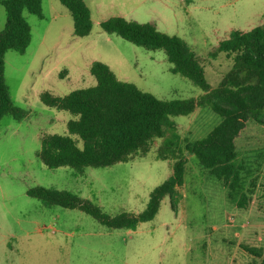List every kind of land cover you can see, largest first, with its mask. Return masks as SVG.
Here are the masks:
<instances>
[{
  "label": "rangeland",
  "instance_id": "1",
  "mask_svg": "<svg viewBox=\"0 0 264 264\" xmlns=\"http://www.w3.org/2000/svg\"><path fill=\"white\" fill-rule=\"evenodd\" d=\"M93 29L76 37L73 19L60 0H42L43 18L24 13L32 30L24 54L5 56V79L15 105L27 115L0 122V264H260L244 248L264 253V127L250 121L236 140L241 190L246 208L229 198L225 184L186 153L184 185L174 200L166 197L154 220L136 230H111L74 209L45 206L30 198L36 187L71 192L116 216L145 210L152 191L173 173L172 162L157 159L156 139L145 157L104 168L48 169L38 152L45 135L70 136L74 118L41 101L44 92L58 96L94 86V62L108 65L121 81L162 100L197 98L203 91L170 72L164 51L146 50L101 23L122 17L152 24L184 40L205 66L216 87L231 69L225 55L210 57L232 31L249 32L264 21V0H84ZM7 21L0 7V32ZM182 141L205 137L221 117L209 107L173 118ZM82 145L81 141L79 142ZM243 185V187H242Z\"/></svg>",
  "mask_w": 264,
  "mask_h": 264
},
{
  "label": "trees",
  "instance_id": "2",
  "mask_svg": "<svg viewBox=\"0 0 264 264\" xmlns=\"http://www.w3.org/2000/svg\"><path fill=\"white\" fill-rule=\"evenodd\" d=\"M60 2L72 16L74 35L89 36L93 21L85 1ZM0 7L7 13L5 27L0 32V122L6 116L22 120L27 113L12 100L5 79V56L10 51L24 54L30 46L32 30L24 13L43 18L42 0H0ZM101 28L135 46L164 51L170 72L185 77L203 94L191 99L162 100L119 80L108 65L94 62L90 67L96 79L94 86L62 97L50 92L41 95L45 106L74 116L67 124L68 132L79 140L45 135L38 156L48 169L70 167L82 175L86 168L110 167L145 157L154 141L161 139L156 157L172 162V176L152 191L145 210L138 214L123 212L110 216L90 200L53 188H32L27 195L48 207L80 210L111 230H136L140 224L155 219L166 197L174 206L185 182L188 153L229 188L231 200L238 196V208H246L249 197L244 190L240 192L243 167L236 163V140L250 121L264 127V21L249 32L232 31L209 54L214 59L223 54L232 61L231 69L216 87L209 83L205 66L184 40L162 33L152 24L122 17L102 22ZM204 107L220 116V123L201 139L182 141L173 118L191 115ZM244 249L264 264L263 252Z\"/></svg>",
  "mask_w": 264,
  "mask_h": 264
}]
</instances>
